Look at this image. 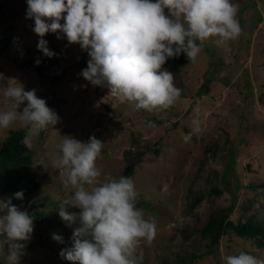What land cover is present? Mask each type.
I'll return each instance as SVG.
<instances>
[{
	"label": "rangeland",
	"instance_id": "obj_1",
	"mask_svg": "<svg viewBox=\"0 0 264 264\" xmlns=\"http://www.w3.org/2000/svg\"><path fill=\"white\" fill-rule=\"evenodd\" d=\"M233 3L242 28L238 39L227 47L206 42L196 63L179 68L165 64L181 98L167 110L148 113L109 96L107 86L85 80L81 72L88 52L69 44L62 32L44 36L49 49L64 50L57 65L59 73L66 71L60 83L43 81L23 68L25 60L43 54L32 30L35 22L26 18L27 0H0V40L4 34L11 38L0 57V89L21 84L25 91L35 90L59 118L54 128L34 132L29 146L40 188L18 207L33 218L21 264H71L60 253L73 247L79 223L64 221L59 207L64 204L69 214L80 209L65 203L73 193L63 186L60 171L38 166L40 159L58 151L65 136L84 143L95 136L104 144L97 160L100 181L134 171L137 207L156 223L152 244L141 240L137 245L138 264H222V257L242 251L264 260V248L256 240L240 238L225 226L215 242L201 232L213 217L222 216L224 225L229 220L264 221V0ZM197 101L201 130L186 141ZM10 107L0 93V111ZM146 122L156 127L147 128ZM20 128L0 129V147L10 130ZM8 198L13 196L0 193V199ZM7 255V245L0 247V264H7Z\"/></svg>",
	"mask_w": 264,
	"mask_h": 264
},
{
	"label": "clouds",
	"instance_id": "obj_2",
	"mask_svg": "<svg viewBox=\"0 0 264 264\" xmlns=\"http://www.w3.org/2000/svg\"><path fill=\"white\" fill-rule=\"evenodd\" d=\"M27 5L26 18L34 20L32 30L40 37L38 49L45 56L56 54L44 36L64 33L69 44L88 52V67L81 72L85 80L93 86H107L109 96L148 113L167 110L181 98L173 74L163 67L168 59L184 53L196 63L206 42L227 47L242 32L233 0H27ZM0 93L3 102L11 105L0 111V129L14 124L26 128L25 146L31 145L34 132L54 128L59 122L35 90L9 84ZM21 105L26 106L18 111ZM193 112L196 118L186 141L201 130L199 101ZM145 126L156 127L151 122ZM103 146L95 136L87 143L65 136L58 151L38 161L45 170L51 166L60 171L63 186L73 193L65 203L80 209L78 214H69L64 204L59 207L64 221L79 223L73 247L60 255L71 264H138L137 245L141 240L152 244L156 223L137 207L132 179L121 176L100 181L97 160ZM14 195L23 199L22 192ZM32 233L33 218L15 206L12 198L0 199V237H4L0 247L7 245V264H21ZM222 264H264V260L242 251L222 257Z\"/></svg>",
	"mask_w": 264,
	"mask_h": 264
},
{
	"label": "trees",
	"instance_id": "obj_3",
	"mask_svg": "<svg viewBox=\"0 0 264 264\" xmlns=\"http://www.w3.org/2000/svg\"><path fill=\"white\" fill-rule=\"evenodd\" d=\"M10 44L11 38L8 34H4L0 40V57L6 52ZM203 49L206 50L207 46L204 45ZM49 50L56 55L47 57L41 54L25 60L21 66L26 69H32L43 81L58 84L66 76V71L59 73L57 69L58 58L64 53V50L58 46H53ZM37 60L40 61L39 65L36 63ZM189 63L191 62L184 53L170 58L166 62V64H171L176 68ZM26 134V128L10 130L0 147V193L11 194L13 196L12 203L17 207H21L22 203L21 199L15 198V193L22 192L23 198H27L40 188V182L33 166V153L29 146H25L22 143ZM133 175V170L125 174L130 179H132ZM260 186L264 187V184ZM212 192L217 195L221 194V191L217 188H213ZM200 200V198L197 199L196 203L200 202ZM224 226L227 229H231L240 238L256 240V245L259 249L264 248V221L255 218L237 224L229 220L224 225V218L222 216L219 218L213 217L201 232L204 237L214 240L215 238H219L221 233H224Z\"/></svg>",
	"mask_w": 264,
	"mask_h": 264
},
{
	"label": "water",
	"instance_id": "obj_4",
	"mask_svg": "<svg viewBox=\"0 0 264 264\" xmlns=\"http://www.w3.org/2000/svg\"><path fill=\"white\" fill-rule=\"evenodd\" d=\"M88 67V64L84 65V69H86Z\"/></svg>",
	"mask_w": 264,
	"mask_h": 264
}]
</instances>
